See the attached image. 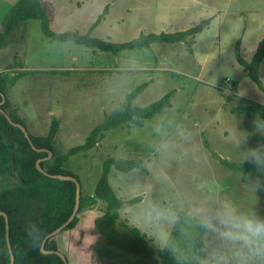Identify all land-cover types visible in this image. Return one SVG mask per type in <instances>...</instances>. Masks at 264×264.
Segmentation results:
<instances>
[{
    "label": "rangeland",
    "instance_id": "obj_1",
    "mask_svg": "<svg viewBox=\"0 0 264 264\" xmlns=\"http://www.w3.org/2000/svg\"><path fill=\"white\" fill-rule=\"evenodd\" d=\"M17 1L0 0V30ZM42 1L50 9L52 30L89 32L113 42L186 30L217 10L213 23L194 38L193 54L183 42L152 43L153 53L149 48L102 51L52 40L43 32L41 20L31 19L14 32L16 42L0 49V71L12 75L29 71L9 88L8 98L32 135H47L53 119L60 120L56 155L84 142L138 84L149 83L135 101L139 106L176 90L172 106L147 119L145 125L112 129L95 147L70 156L63 165L79 177L84 194H93L107 158L143 160L144 168L109 173L110 185L120 199L142 198L121 208L120 228L137 227L153 206L179 209L193 198L225 199L242 211L264 215V188L252 189L257 177L243 178L216 157L242 162L240 141L247 138L250 147L259 144L252 134V121L262 118L254 111L233 109L264 103V91L238 63L235 48L239 44L240 55L251 60L264 37V0ZM106 5L108 14L91 30ZM259 75L264 84V61ZM17 184L15 176L0 175V192ZM103 206L99 202L80 212L76 227L54 237L62 240L58 248L63 245L69 264H98L97 249L85 248L100 242L92 228L97 231L95 218ZM74 232L80 234L75 244L65 243L63 235Z\"/></svg>",
    "mask_w": 264,
    "mask_h": 264
},
{
    "label": "trees",
    "instance_id": "obj_2",
    "mask_svg": "<svg viewBox=\"0 0 264 264\" xmlns=\"http://www.w3.org/2000/svg\"><path fill=\"white\" fill-rule=\"evenodd\" d=\"M106 5L103 13L91 26V30L108 14ZM31 19H40L43 32L52 40L61 42L72 41L86 47L102 51L118 53L125 50L149 48L152 43H180L183 42L188 51L193 54V44L196 35L211 23V17L186 30L159 33L151 32L125 42H113L91 36L90 33L81 34L78 30L56 32L51 29V14L48 5L42 0H18L6 15L3 29L0 30V49L16 42L14 32L19 25ZM239 44L236 45L237 61L244 67L248 75L257 82L264 91V84L259 75V69L264 61V37L258 42L251 60H245L240 55ZM8 68H12L11 65ZM29 71H20L15 75L7 71H0V102L10 117L18 123H26L18 114L17 108L12 107L8 98L9 88ZM148 82L138 84L125 94L122 104L106 114L103 121L98 123L81 144L71 147L64 155H56L55 140L59 131L60 120L53 119L50 131L45 136L32 135L31 139L37 148H47L53 152V157L42 162V167L51 174H69L79 177L63 167L70 156L78 152H87L97 145L106 134L119 126H143L147 119L153 118L165 108L172 106V97L176 90H170L161 98L148 105L135 104L138 96L148 87ZM238 112L254 111L264 120V103H258L250 108H234ZM256 142L264 143V138L256 134ZM208 145V143H207ZM209 146V145H208ZM48 155L47 152L34 150L24 132L13 126L7 118L0 114V175L11 174L16 177L18 184L0 192V211L7 213L10 224V243L15 257V264H64L57 254H45L41 251L44 237L61 226L71 215L76 202V185L72 181L52 178L41 173L36 167V161ZM216 156V154H213ZM220 162L234 172L241 173L243 178L248 174L257 177L258 173L248 163L231 161L216 156ZM144 168L141 158L125 159L109 157L103 165V173L93 194L81 193L79 212L95 208L103 202L102 214L95 218V227L101 235L97 243L98 264H175L167 255L155 252L146 242L137 227L123 226L120 228L121 208L125 205L138 203L142 198L137 196L128 202L120 199L109 182L111 169L129 171ZM13 170L19 175L16 176ZM80 181V180H79ZM79 216L65 228L72 229L79 223ZM26 229L32 231L30 236ZM39 242V249L36 244ZM45 248L59 250L56 238L47 241ZM159 256V259H157ZM0 264H10V252L6 238V222L0 216Z\"/></svg>",
    "mask_w": 264,
    "mask_h": 264
},
{
    "label": "clouds",
    "instance_id": "obj_3",
    "mask_svg": "<svg viewBox=\"0 0 264 264\" xmlns=\"http://www.w3.org/2000/svg\"><path fill=\"white\" fill-rule=\"evenodd\" d=\"M252 126V134L264 138V120L254 117ZM238 147L241 159L258 173L253 191L261 190L264 143L250 147L245 138ZM137 227L149 247L175 264H264V215L242 211L229 200L193 198L179 209L153 206Z\"/></svg>",
    "mask_w": 264,
    "mask_h": 264
},
{
    "label": "water",
    "instance_id": "obj_4",
    "mask_svg": "<svg viewBox=\"0 0 264 264\" xmlns=\"http://www.w3.org/2000/svg\"><path fill=\"white\" fill-rule=\"evenodd\" d=\"M2 101L0 102V114L4 115L7 120L15 127H18L20 128L26 138L28 139L31 147L36 150V151H39V152H47L48 155L44 158H40L36 161V167L37 169L43 173L44 175L46 176H49V177H52V178H56V179H60V180H68V181H72L75 183L76 185V202H75V206H74V209L70 215V217L61 225L59 226L58 228H56L55 230H53L52 232H50L49 234H47L43 241H42V244H41V251L45 254H57L63 261H64V264H69L68 262V259L66 257V255L61 252L60 250H48L45 248V245L47 243L48 240H50L51 238H54L55 236H57L58 234L61 233V231H63L73 220L74 218L78 215V212H79V207H80V199H81V193H82V186H81V182L75 177V176H72V175H67V174H51L49 173L47 170H45L43 167H42V162L45 161V160H49L52 158L53 156V152L50 150V149H47V148H43V149H40V148H37L32 139H31V136L29 134V130L21 123H18V122H15L11 117L10 115L4 110L1 108V105L5 102V96L2 94ZM13 173L16 175V176H19L15 170H13ZM0 216H4L5 218V222H6V238H7V244H8V248H9V252H10V264H15V257H14V253H13V250H12V246H11V243H10V224H9V218H8V215L6 212L4 211H0Z\"/></svg>",
    "mask_w": 264,
    "mask_h": 264
},
{
    "label": "crops",
    "instance_id": "obj_5",
    "mask_svg": "<svg viewBox=\"0 0 264 264\" xmlns=\"http://www.w3.org/2000/svg\"><path fill=\"white\" fill-rule=\"evenodd\" d=\"M210 8H214V7H212V6H210ZM204 10L205 11H210V10H206V8H204ZM216 12H217V10L215 11V12H213L212 13V15H211V23L210 24H212L213 23V20H215V17L217 16L216 15ZM177 26H178V24H177ZM196 36H198V34L196 35ZM195 41H196V37H195ZM193 49H194V47H193ZM76 227V226H75ZM93 230H94V232H93V234L95 235V237L97 238V242L99 241V239H101V235L97 232V231H95V229L94 228H92ZM61 233H63V232H61ZM60 233V234H61ZM59 235V234H58ZM78 235H80L78 232H74L72 235H68V236H66L65 237V235H63V241L65 242V243H69V241H70V243H72L73 242V244H75V242H76V240L79 238V236ZM76 239V240H75ZM59 241H60V245H61V239H57V243L59 244ZM79 241H81V239L79 240ZM59 247V246H58ZM61 247V246H60ZM62 247H63V245H62ZM59 248V250L61 251V252H63L64 253V251H63V248ZM86 250H88L89 252L90 251H93V250H96L97 249V243H96V241L95 242H93V243H90V244H88V246L85 248ZM64 254H67V253H64ZM93 258H95V255H93ZM71 264V263H70Z\"/></svg>",
    "mask_w": 264,
    "mask_h": 264
}]
</instances>
